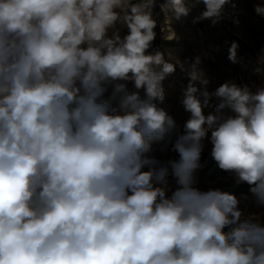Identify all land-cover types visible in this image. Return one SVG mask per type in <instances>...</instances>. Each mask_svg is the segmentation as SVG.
Segmentation results:
<instances>
[{"label":"clouds","instance_id":"obj_1","mask_svg":"<svg viewBox=\"0 0 264 264\" xmlns=\"http://www.w3.org/2000/svg\"><path fill=\"white\" fill-rule=\"evenodd\" d=\"M228 2L196 0L197 19L216 23ZM157 6L0 0V264H264V217L195 177L209 141L264 205V87L225 82L202 103L200 57L186 68L149 51ZM159 7L190 12L185 0ZM177 66L189 77L182 129L156 102ZM212 95L230 114L205 115ZM158 141L169 158L148 154Z\"/></svg>","mask_w":264,"mask_h":264},{"label":"rangeland","instance_id":"obj_2","mask_svg":"<svg viewBox=\"0 0 264 264\" xmlns=\"http://www.w3.org/2000/svg\"><path fill=\"white\" fill-rule=\"evenodd\" d=\"M164 2L165 0H157L158 6L154 12L157 35L149 51L162 52L164 60L168 62L174 63L176 59L187 62L186 68L195 62L196 57H200L201 63L198 67L203 70L205 77L209 80L207 86L197 82L199 91L196 95L202 103L204 90L210 94L214 93L225 82L234 83L238 87L248 86L253 93L264 87V13L256 11L257 6H264V0H229L222 10L221 18L216 23H213L215 18L197 19L201 16L204 5L196 3V0H185L190 12L179 20L175 19L170 9L167 12L160 10L159 4ZM230 41L237 45V62L235 63L228 59ZM247 45L253 49L245 47ZM188 83L189 77L186 72L181 71L177 66L176 71L162 82L163 102L157 100L158 106L164 108L181 129L191 115L185 111L182 104ZM128 87L133 89L131 83ZM219 102L217 97L210 96L209 104L204 108L205 115L230 114L227 109L216 113ZM169 149L170 145L166 141L153 142L148 154L164 160L172 155ZM210 153L211 144L205 141L201 158H204L206 162L212 161ZM215 167H217V176L213 178L202 174L197 169L195 177L198 185L204 189L219 188L225 191L221 187L224 178L221 175L222 170L216 163L211 168ZM167 183L172 185L174 180L168 178ZM238 198L241 201L240 204H244L243 198ZM242 211L246 213L244 208Z\"/></svg>","mask_w":264,"mask_h":264},{"label":"trees","instance_id":"obj_3","mask_svg":"<svg viewBox=\"0 0 264 264\" xmlns=\"http://www.w3.org/2000/svg\"><path fill=\"white\" fill-rule=\"evenodd\" d=\"M237 39H239V38L237 37ZM231 44H232V42L230 41L229 46H228V52H229V48H230ZM245 47H248L249 49H253L249 45H247ZM199 163H200V167L198 168L199 172H201L202 174H207L211 178L217 176L216 175L217 167L211 168L216 163L214 160H212L210 162H206L204 158H201ZM212 170H213V172H212ZM221 175L224 177L222 184H221V187H223L225 191H228L230 193H234L237 195V197L243 198L244 204L241 203L239 205V207L241 209L244 208L246 210L245 215L256 214L257 216L264 217L263 205H260L256 202L255 197H253L250 194V192L248 190V186L246 184H238L236 182L237 178L235 177L234 173L222 171ZM169 178L172 179L171 177H169Z\"/></svg>","mask_w":264,"mask_h":264}]
</instances>
